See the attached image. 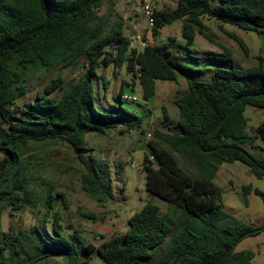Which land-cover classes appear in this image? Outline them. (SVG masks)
Returning a JSON list of instances; mask_svg holds the SVG:
<instances>
[{"label":"trees","instance_id":"trees-1","mask_svg":"<svg viewBox=\"0 0 264 264\" xmlns=\"http://www.w3.org/2000/svg\"><path fill=\"white\" fill-rule=\"evenodd\" d=\"M110 1L0 0V264H89L91 254L104 264H250L253 251L235 252V247L263 232L264 224L253 228L223 212L222 190L213 180L223 163L233 162L248 167L257 179L264 177V159L244 148H255L254 142L259 141L263 146L258 148L264 152V120L249 133L244 115L247 106L264 109L261 56L255 66L244 70L233 67L228 49L221 57H208L216 66L229 67L215 69L210 81H187L186 90L174 99L176 130L153 132L154 140L148 142L142 160L144 186L149 197L166 202L164 213L146 202L128 218L122 236L98 247L80 244L64 232L51 193L44 199V211L35 215L38 193L25 169L32 144L69 146L84 166L82 191L98 203L111 200L106 181L102 182L91 160L86 163V135L118 129L128 120L124 117L133 115L117 105L128 101L123 100L121 87L113 97L116 103L99 99L95 81L101 82L103 93L110 83L97 76L99 68L125 65L131 83L139 84L146 101L155 94L156 80L174 82L178 72L187 70L171 58L166 45L147 42L139 52L130 49L131 37L122 27L109 29L97 16ZM213 1L175 0L172 8L153 9L154 25L146 33L156 37L164 27L182 21V37L191 45L196 34H203L201 18L207 17L264 35V0H218V9L212 8ZM231 36L246 51L242 40ZM80 60L85 61L84 70L66 87L62 89L64 81L57 76L32 101L16 106L27 93L25 78L30 71L66 68ZM57 91L59 96L53 97ZM140 124L141 119L133 116L120 131ZM176 155L195 174L185 171ZM250 190L249 185L243 186V195ZM7 210L29 212L33 226L17 234L4 231L2 218ZM82 215L95 218L92 213Z\"/></svg>","mask_w":264,"mask_h":264},{"label":"rangeland","instance_id":"rangeland-1","mask_svg":"<svg viewBox=\"0 0 264 264\" xmlns=\"http://www.w3.org/2000/svg\"><path fill=\"white\" fill-rule=\"evenodd\" d=\"M144 0H112L105 3L98 11L108 28L119 25L127 37L142 33L150 44L166 45L171 51V58L184 65L187 70L178 72L177 81H155V94L147 101L143 99L141 88L135 81L131 83V74L125 69L112 66L99 68L97 76L102 75L108 80L109 86L105 93L101 90V82L95 81L97 95L103 103L114 104L113 97L117 95L120 87L122 93L136 97L135 101L117 102L130 115L141 119L139 127L124 129L126 123L132 121L133 116H127L118 129L106 131L100 135L89 133L86 135V148L84 156L86 163L89 160L99 173L102 182L109 186L108 193L111 200L98 203L90 198L81 189V173L84 166L76 159L73 152L64 143L32 144L26 155L25 169L29 182L36 187L38 193L37 207L33 210L44 211L42 205L48 193L56 196V205L62 217L64 232L74 237L80 244L90 243L95 247L106 243L110 239L122 236L128 228L127 220L148 201L160 208L164 213L166 202L149 197L145 191L142 170L143 156L147 154L148 142L154 140L153 132H173L178 118V110L174 99L186 90L187 81H210L215 69L228 68V64L214 65L208 57H221L223 49L231 53L233 67L247 69L257 64V57L264 61V35L244 31L236 26L222 24L214 19L202 17L203 34H196L194 42L187 45L182 37V21H176L164 27L158 36L147 35L145 20L142 14ZM151 8L157 11L172 8L175 0H148ZM218 0L213 1L212 8L218 9ZM234 35L242 40L246 47L244 51L232 38ZM209 37V38H208ZM85 61L62 68L56 67L51 71L32 70L26 75L27 93L17 100L16 106L23 107L34 99L35 93L43 90L53 78L61 77L64 81L62 89L74 81L84 70ZM127 83L130 86H127ZM248 85L256 81L244 82ZM61 91V90H60ZM53 94L58 97L59 92ZM163 110L166 117L163 115ZM247 118V132L254 129L264 120V109L247 106L244 112ZM125 124L124 126H122ZM176 130V128H175ZM147 133L151 136L148 138ZM255 148L244 145V148L258 158L264 159V152L258 147L263 145L254 142ZM181 167L189 174L194 170L185 164L176 155ZM214 183L222 190L220 209L230 216L242 220L253 228L264 224V177L257 179L248 167L239 163H223ZM249 185L251 190L243 195L242 187ZM107 187L106 184H104ZM258 191L260 194H256ZM92 213L95 218L84 217L82 214ZM34 220L29 212L5 211L2 218V228L17 234L19 230H26L33 226ZM49 228V225H47ZM252 250L254 253L250 264H264V231L257 236L247 237L235 247V252ZM85 259L84 254H81ZM89 264H104L100 257L91 254Z\"/></svg>","mask_w":264,"mask_h":264},{"label":"built area","instance_id":"built-area-1","mask_svg":"<svg viewBox=\"0 0 264 264\" xmlns=\"http://www.w3.org/2000/svg\"><path fill=\"white\" fill-rule=\"evenodd\" d=\"M142 14L145 20V28L146 29H151L154 25V12L153 9L151 8L150 2L148 0H144L142 3ZM147 41L143 40L142 38V33H137L133 35L130 39L129 43V48L130 49H135L137 52L143 50L147 46ZM139 67L136 66V69ZM123 100H131L135 101L136 97H131L128 95H123L122 96ZM151 135L147 133V137L149 138ZM150 161H153V157H149Z\"/></svg>","mask_w":264,"mask_h":264}]
</instances>
